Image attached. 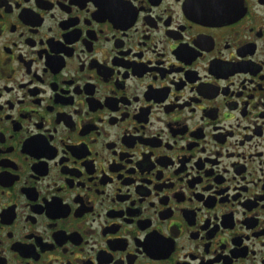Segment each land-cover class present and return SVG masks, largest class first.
Segmentation results:
<instances>
[{"label":"flooded vegetation","instance_id":"1","mask_svg":"<svg viewBox=\"0 0 264 264\" xmlns=\"http://www.w3.org/2000/svg\"><path fill=\"white\" fill-rule=\"evenodd\" d=\"M0 264H264V0H0Z\"/></svg>","mask_w":264,"mask_h":264}]
</instances>
